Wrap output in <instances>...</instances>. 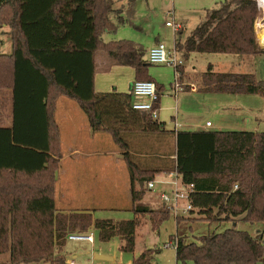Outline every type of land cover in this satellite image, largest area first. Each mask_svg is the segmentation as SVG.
I'll list each match as a JSON object with an SVG mask.
<instances>
[{"label":"trees","instance_id":"16d2710c","mask_svg":"<svg viewBox=\"0 0 264 264\" xmlns=\"http://www.w3.org/2000/svg\"><path fill=\"white\" fill-rule=\"evenodd\" d=\"M121 13L115 0H0V25L9 26L13 36V62H5L6 56L0 54V85L2 71H9L3 83L7 86L12 79L15 103L23 95L33 107L30 115L34 120L27 121L30 128L26 129L33 132L32 127L39 125L44 130L42 136L26 134L18 108L12 126L0 123V172L9 171L7 179L0 180V257H6L0 258V264H67L63 248L69 234L91 228L98 231L102 242L119 237L124 242L122 250L134 252L141 215L150 216L155 230L170 216L166 207L153 209L140 203L145 189H133L135 217L118 222L94 219L90 212H58L53 204L52 171L59 161L60 154L55 153L59 140L51 133L53 107L42 102L49 99L51 88L78 99L93 129L111 131L121 145L124 130L164 129L151 113L133 109L132 92H95L98 51L105 52L114 64L134 67L136 80L154 81L142 45L102 38L104 31L117 29L111 15L125 23ZM260 17L256 0H223L208 10L184 42L177 38L176 47L186 53H264L256 34ZM181 72L180 81L182 68ZM156 85L158 108L164 86ZM201 89L264 96V79L250 72H218L210 64L202 74ZM129 166L134 175L136 166L131 160ZM177 171L185 183L195 185L194 209L191 216L176 217L178 225L196 213L201 221L232 224L204 234L198 241L177 234V263L264 264V131H181L177 135ZM239 222L260 223L262 229L253 234L238 228ZM159 250L145 249L132 264H155L154 254Z\"/></svg>","mask_w":264,"mask_h":264},{"label":"crops","instance_id":"0c3cea01","mask_svg":"<svg viewBox=\"0 0 264 264\" xmlns=\"http://www.w3.org/2000/svg\"><path fill=\"white\" fill-rule=\"evenodd\" d=\"M119 5V3L118 5L115 3V7L121 10V15L124 17L126 23L128 19L124 14L129 15L131 18L133 9L130 6L126 10L125 5ZM114 16L116 17L117 24H125L119 23V18L116 14H114ZM0 27H2V29L6 27L4 31L7 33L8 29H10L12 40L11 52L0 54L6 56V58H4L5 62H13L12 58H10L13 54L12 30L7 25H0ZM177 32L181 33L180 31ZM102 38L105 41L103 35ZM177 38L182 41L180 36L177 37V33H175V45ZM261 40L264 44V39ZM159 42H161V40L156 38L152 47ZM149 50H145L147 53V57L145 58L147 60ZM179 53H181L180 55L184 54L186 60V58L188 59L192 54L198 52L186 53L184 50H179ZM246 61L248 60L238 61L235 64H238V66L242 64L246 65L248 64ZM210 64L212 63H209L208 66ZM250 66H253V63ZM182 69L184 71L181 81L182 88L176 90L173 85L171 96L169 93H162L160 96V102L157 108L158 117L155 118V120L164 124L163 131L145 132L129 129L124 130L122 145L115 139L111 131L106 129H93L78 99L67 95L57 87L51 88L49 99H43L42 102H49V106L53 107L51 133L54 137H58L59 140V147L55 152L56 154H60L59 161L57 167L52 171L54 175L53 204L56 211L63 213L90 212L94 219H112L116 222L129 220L122 219L123 217L120 216L121 212L126 210V213L133 214L132 216L135 217V212L133 211V189L135 191H140L141 189L146 190L140 200L141 204L153 209H158L157 205L160 203L162 204L161 208L166 207L160 199V193L171 189L170 182L174 179V174L177 172L178 133L181 131L234 130L226 128L228 127L227 124L231 123H227L223 119L217 123L207 119L205 123L199 124L195 123L196 120L192 118L195 116L190 115L191 111L195 112L196 110H189L190 112L185 113L180 111L179 104L181 94H185V99H187V96L194 99H204V97H213L223 94L202 91V74L205 71H203L200 76H196L195 73L187 69L186 64ZM193 69H195L194 66ZM2 72L3 74L1 77L3 81L0 85V123H2L3 126H12L15 109L18 108V114L24 126L23 131L26 134L34 132L36 135L42 136L44 130L41 129L39 125L37 127H32L33 132L27 130L30 128L27 121L34 120V116L30 115L31 108L33 107L26 102L23 95H20L18 104L15 103L12 79H9V84L7 86L3 83L4 80L10 76V73L9 71L6 73L5 70ZM237 73L245 72L240 71ZM123 80H126V83H123ZM135 81L136 70L134 67L114 64L111 58L103 51H98L95 54V92L110 93L116 91L129 93ZM154 82L157 83L155 80ZM39 104L40 103H38V105ZM41 107L43 106L41 105ZM186 114L188 116H186ZM35 118L39 119L40 117L37 116ZM257 119L260 120V118ZM208 121L212 122L211 127L206 126ZM56 146L57 143L55 142L54 150ZM130 160L136 166L134 175L129 166ZM8 176L9 171L7 169L0 172V180L3 177L7 179ZM149 178L157 182L155 191L147 189ZM142 179L146 181H142ZM107 188H109V191H107ZM106 208L112 210L111 212H114L115 217L100 216V212H105ZM141 218L142 223L147 222V220L150 221V216L148 214L141 215ZM95 230L96 229L91 228L83 232L92 234L94 238L93 242L67 240L63 248L67 257V264H78L75 259L87 254L85 251L79 253L74 252L72 253V258L69 259L67 256L68 241L74 242V248L77 247L79 249L82 247L80 245L82 242L85 244H93L95 242ZM153 230L156 231L155 229ZM123 245L124 242L120 247L121 250ZM98 254L104 253L102 251H95V259H97L96 256ZM113 260L115 261L114 258ZM132 262L133 260L129 264H132ZM84 264L96 263L87 262ZM99 264L101 263L99 262Z\"/></svg>","mask_w":264,"mask_h":264},{"label":"rangeland","instance_id":"374dc122","mask_svg":"<svg viewBox=\"0 0 264 264\" xmlns=\"http://www.w3.org/2000/svg\"><path fill=\"white\" fill-rule=\"evenodd\" d=\"M222 0H115L119 6L125 5L126 10L131 6L133 15L124 14L128 19L125 24H117L116 17L111 15L112 21L117 24V29L104 31L103 37L106 42L112 40L127 39L136 43H140L148 51L156 38L165 43L168 48L175 46V33L181 40L191 35L192 31L206 17L208 10L218 7ZM257 1V0H256ZM261 12L256 25L257 41L264 48L261 39H264V9L257 2ZM172 21L175 27H168L166 23ZM179 26H181L180 29ZM6 28V27H5ZM0 27V53H10L12 50V40L10 29L8 33ZM182 30V31H181ZM180 31L181 33L177 32ZM184 42V41H183ZM147 54V53H146ZM181 54V53H179ZM185 60L184 54L180 55ZM196 56V57H195ZM147 57V55H146ZM246 61V65L238 66L235 64L238 61ZM251 62H250V61ZM212 63L215 71L220 72H250L254 73L258 79H264V53L243 55V54H228V53H194L186 58L185 64L187 69L200 76L203 71H206L208 64ZM250 63V64H249ZM253 63V66H250ZM193 66L195 69H193ZM150 77L158 84L163 85V93H169L176 82L175 68L173 66L151 64L148 69ZM126 83V80H123ZM185 94L180 96V111L190 112V115L196 120L195 123L203 124L207 119L217 123L222 119L226 121L228 127L234 130L241 131H264V96L262 95H229L219 94L213 97H204V99H194ZM199 98V97H197ZM166 100V99H164ZM163 100V101H164ZM185 110V111H184ZM186 116H188L186 114ZM257 118H260L258 120ZM244 121V122H243ZM238 122V123H233ZM197 125V124H196ZM230 125V126H229ZM197 128V127H196ZM124 136V133L121 134ZM109 191V188H107ZM108 205V204H107ZM162 204H158L157 208L162 209ZM169 210V208L166 206ZM106 208L105 212H100V216L115 217L114 212ZM126 211V210H125ZM121 212L122 219H131L133 214ZM170 216L165 220L159 230L154 231L150 221L141 223L136 232V249L134 252H126L120 249L122 240L119 237L109 241L102 242L99 239L97 230L95 233V242L93 244H85L82 242L79 248H74V242L68 241L67 256L72 258L74 252H87L85 256H79L75 259L78 264L96 263L99 264H129L137 257L145 248H159L160 250L154 254L155 264H178L176 260V249L174 244L168 245L172 238V243L177 236L185 237L187 240L198 241L200 236L212 233L225 227L232 226L231 223L207 222L196 219L197 213L192 215L193 219L183 220L179 225L176 222V215L170 210ZM191 216V214L186 217ZM238 228L249 230L253 234L258 229H262V224H249L244 222L238 223ZM179 234V235H177ZM79 244V243H78ZM95 251H102L105 255L113 257L115 261H100L95 259ZM2 260L6 257L1 256ZM25 264V263H23ZM28 264H49L48 262L28 263ZM187 264H196L194 261H189ZM258 264H263L259 262Z\"/></svg>","mask_w":264,"mask_h":264},{"label":"built area","instance_id":"2783aa9c","mask_svg":"<svg viewBox=\"0 0 264 264\" xmlns=\"http://www.w3.org/2000/svg\"><path fill=\"white\" fill-rule=\"evenodd\" d=\"M259 3V1L257 0ZM167 26L175 27V23L168 21ZM181 26H179L180 28ZM148 61L151 64H161L167 66H173L175 68L176 82L174 87L176 90L182 88L180 78L182 76L181 68L185 65V60L181 58L179 49L176 45L173 48H168L163 42H159L154 45L148 53ZM131 92L134 96L132 104L133 109L151 113L153 118L158 117V109L155 107L159 96L157 92V85L151 80H136L133 83ZM207 127L212 126V122L206 123ZM171 189L160 193L161 201L171 210L176 217L187 216L194 209L192 204V193L195 190L193 183H185L182 175L177 171L174 174V179L170 182ZM157 188V182L150 180L147 182V189L155 191ZM237 188V186H235ZM178 238V237H177ZM177 238L173 243L174 246L177 243ZM69 240L74 241H90L93 242V235L83 232L71 233L68 236ZM169 245V244H168ZM73 264V263H72Z\"/></svg>","mask_w":264,"mask_h":264},{"label":"water","instance_id":"95a60500","mask_svg":"<svg viewBox=\"0 0 264 264\" xmlns=\"http://www.w3.org/2000/svg\"><path fill=\"white\" fill-rule=\"evenodd\" d=\"M96 258L99 259V260H106V261H111V260H113L112 257H109V256L104 255V254H98V255L96 256Z\"/></svg>","mask_w":264,"mask_h":264},{"label":"bare ground","instance_id":"6f19581e","mask_svg":"<svg viewBox=\"0 0 264 264\" xmlns=\"http://www.w3.org/2000/svg\"><path fill=\"white\" fill-rule=\"evenodd\" d=\"M258 1H259V4H260L261 8L264 9V0H258Z\"/></svg>","mask_w":264,"mask_h":264}]
</instances>
